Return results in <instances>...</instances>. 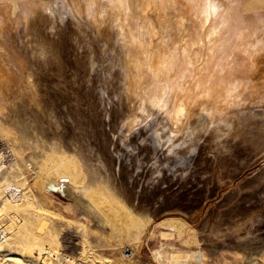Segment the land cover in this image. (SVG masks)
<instances>
[{
  "label": "rangeland",
  "instance_id": "rangeland-1",
  "mask_svg": "<svg viewBox=\"0 0 264 264\" xmlns=\"http://www.w3.org/2000/svg\"><path fill=\"white\" fill-rule=\"evenodd\" d=\"M72 1L0 0V235L6 234V242L0 241V264L46 254L59 264L62 258L88 264H247L246 253L232 245L251 236L264 238V97L255 92L264 85V52L254 58L257 65L251 64L252 41L259 33L253 27L255 17L246 18V26L251 25L237 31L242 38L232 30L244 12L264 8V0L241 5L232 0L234 21L227 29L219 27L215 17L201 21L195 13L197 0H166L167 9L149 3V19H143L154 25L151 42L146 34L141 38L140 20L128 16L129 6L119 12L108 0ZM166 24L168 39L162 36ZM214 26L221 31L212 33ZM175 40L182 49L189 48L183 54L178 46L174 75L158 80L144 63L147 52ZM188 60H195L194 65H185ZM137 64L144 71L140 65L137 70ZM149 91L159 93L160 105L149 104ZM170 97L189 109L178 122L172 119L176 107ZM204 99L211 101L207 105ZM247 113L253 117L246 120ZM38 171L53 179L46 184L44 177L39 184ZM71 179L89 197L106 201L121 223L123 240L110 236L63 194ZM121 204L133 208L134 215H151L150 225L141 229L129 219L130 213L124 219ZM167 220L183 221L185 228L168 227ZM258 260L253 264H264V255Z\"/></svg>",
  "mask_w": 264,
  "mask_h": 264
},
{
  "label": "bare ground",
  "instance_id": "bare-ground-1",
  "mask_svg": "<svg viewBox=\"0 0 264 264\" xmlns=\"http://www.w3.org/2000/svg\"><path fill=\"white\" fill-rule=\"evenodd\" d=\"M74 1V0H73ZM72 1V2H73ZM76 1V0H75ZM74 1V2H75ZM78 1V0H77ZM95 1V0H94ZM98 1V0H97ZM100 1H103V0H100ZM109 2H110V4L112 5V8L113 9H115V11H123V10H125V9H128L129 7H130V9H131V11H132V14L130 13L129 14V12L127 13L128 14V16H130V17H133V18H136V21L139 19L140 20V24H139V28L141 29V33L139 32V34H140V36H141V38H143V34L145 35H147V36H149V38H150V42H151V39H153L152 38V34H151V32L153 31V29H154V25H152V24H150V23H148L146 20H148L149 18H148V16H150V14H148L147 12H146V9L149 7V3H154V5L157 7V8H162V9H167V8H169V6L168 5H166L165 3H167L166 2V0H138V1H136V0H108ZM184 1H187V0H184ZM198 2H196V3H198L199 4V7H198V9H196V11H195V13L198 15V16H200L201 17V21H204L205 23L206 22H209L210 20H211V17H215V20L216 21H218V24H220L219 25V27H224V28H230V27H232V24H233V21H234V17H233V9H234V5L232 6L231 5V3H232V0H197ZM237 1V0H236ZM79 2V1H78ZM109 2H107V3H109ZM171 2V1H170ZM175 2V1H174ZM174 2H173V5H175L174 4ZM243 2H245V0H239V5H241V3H243ZM88 4H89V2H87ZM98 3H100V2H98ZM98 3H96V5L98 4ZM103 3H104V1H103ZM135 3V4H134ZM146 3H148V5H146ZM178 3V2H177ZM180 3V2H179ZM187 3V2H186ZM67 4V3H66ZM73 4V3H72ZM133 4V5H132ZM168 4H169V2H168ZM74 5V4H73ZM72 5V10H73V12H74V6ZM89 5H91V4H89ZM94 5V4H93ZM106 5V4H105ZM104 4H103V7L105 6ZM109 5V4H108ZM107 5V6H108ZM111 5H109V6H111ZM172 5V4H171ZM172 5V6H173ZM54 6H56V5H54ZM66 6V5H65ZM67 6H69V5H67ZM76 6V5H75ZM85 6V5H84ZM97 6H99V5H97ZM96 6V7H97ZM129 6V7H128ZM190 6V5H189ZM86 7H88V6H86ZM93 7V6H92ZM100 7H102V5L100 6ZM99 7V8H100ZM106 7V6H105ZM191 7V6H190ZM238 7V6H237ZM54 8V7H53ZM70 8V7H69ZM68 8V10L70 11V9ZM74 8V9H73ZM139 8L141 9V10H139ZM236 8V7H235ZM240 8H241V6H240ZM240 8H239V10H240ZM50 9H52V8H50ZM59 9V8H58ZM66 9V8H65ZM79 9H81V8H79ZM192 11L194 10V8L192 9V7L190 8ZM189 9V10H190ZM223 9V10H222ZM48 10V9H47ZM53 10H55V9H53ZM59 10H61V9H59ZM67 10V9H66ZM87 10V9H86ZM91 6H90V9L88 10V12H91ZM98 10V9H97ZM103 10V9H102ZM148 10V9H147ZM152 10H154V9H152ZM161 10V9H160ZM189 10H187V11H189ZM238 10V11H239ZM48 11H50V10H48ZM65 11V10H64ZM68 11V12H69ZM80 11V10H79ZM78 11V12H79ZM85 11V10H84ZM96 11V10H95ZM99 11V10H98ZM104 11H107V10H104ZM110 11V10H109ZM141 11H142V13H141ZM237 11V12H238ZM29 12V11H28ZM53 12V11H52ZM62 12V11H61ZM81 12H82V9H81ZM80 12V13H81ZM99 12H101V11H99ZM103 12V11H102ZM111 12H113L114 13V11H111ZM123 12H125V11H123ZM150 12H152V11H150ZM241 12H242V10H241ZM49 13V12H48ZM67 13V12H66ZM79 13V14H80ZM104 13V12H103ZM106 13V12H105ZM110 13V12H109ZM154 13V12H153ZM159 13H160V11H159ZM188 13V12H187ZM240 13V12H239ZM245 14H243L245 17H242L239 21H238V23H235L234 25H233V30L232 31H234L233 32V34L235 33V34H237L236 36H238V37H240L241 36V33H242V31L240 32L239 31V33H237V31L239 30V29H243V28H247L248 26H250V25H248V26H246L247 25V20H246V18H252V17H255L256 18V21H254L255 19H253V21H254V24H253V27H254V29H255V32L256 31H258L259 33H255V40L254 41H252V51L250 52V58H251V60H249L250 62H251V64H256L257 65V60H255L256 58L255 57H257L258 55H260L261 54V52H264V8H262L261 10H251V12H244ZM52 14V13H51ZM71 14H72V12H71ZM74 14V13H73ZM72 14V15H73ZM86 14V13H85ZM90 14V13H89ZM117 14V13H116ZM123 14H125V13H123ZM234 14H235V12H234ZM237 14V13H236ZM235 14V15H236ZM241 14V13H240ZM75 15V14H74ZM82 15V14H81ZM84 15V14H83ZM98 15V14H97ZM102 15V14H101ZM101 15H100V18H101ZM105 15V14H104ZM108 15V14H107ZM112 15V14H111ZM121 15V14H120ZM191 15H192V13H191ZM242 15V14H241ZM85 16V15H84ZM83 16V17H84ZM99 16V15H98ZM115 16V15H114ZM123 16V15H122ZM121 16V18H123ZM127 16V17H128ZM142 18H141V17ZM155 16H156V14H155ZM189 16V15H188ZM196 16V15H195ZM60 17H61V13H60ZM88 17H89V15H88ZM92 17V16H91ZM104 17V16H103ZM108 17H109V15H108ZM117 17V16H116ZM126 17V16H125ZM123 18L124 20H126V18ZM140 17V18H139ZM158 17V16H157ZM156 17V18H157ZM192 17V16H191ZM75 18V17H74ZM87 18V17H86ZM93 18V17H92ZM92 18L90 19V20H92ZM96 18H97V16H96ZM118 18V17H117ZM145 18H148V19H146L145 21H144V19ZM161 18V17H160ZM238 18V17H237ZM240 18V17H239ZM60 19V18H59ZM99 19V18H98ZM119 19H120V17H119ZM190 19V18H189ZM193 19H194V16H193ZM196 19H197V17H196ZM77 20V19H76ZM75 20V21H76ZM81 20V19H80ZM122 20V19H121ZM129 20V19H128ZM191 20H192V18H191ZM195 20V19H194ZM200 20V19H199ZM199 20H197V22L199 21ZM213 20V19H212ZM233 20V21H232ZM29 21V20H28ZM99 21V20H98ZM101 21V20H100ZM104 21V20H103ZM114 21V20H113ZM112 21V22H113ZM118 21V20H117ZM120 21V20H119ZM134 19H133V23L134 22H136ZM93 22H94V20H93ZM107 22V21H106ZM105 22V23H106ZM111 22V21H110ZM122 22V21H121ZM125 22V21H124ZM127 22V21H126ZM131 22H132V20H131ZM138 22V21H137ZM163 22V21H162ZM251 22V21H250ZM258 22V24H256ZM176 23V22H175ZM217 23V22H216ZM102 24H104V23H102ZM128 24V23H127ZM137 24V26H138V23H136ZM179 24V23H178ZM192 24V23H191ZM197 24V26H198V23H196ZM35 25V24H34ZM97 25V24H96ZM111 25V24H110ZM121 25H123V24H121ZM125 25V24H124ZM200 25H201V23H200ZM215 25H217V24H215ZM117 27H120V29L121 28H123V26H120L119 24L118 25H116ZM136 26V25H135ZM159 25H157V27H158ZM204 26L205 25H202L201 27H202V30H200V32L198 33L199 35L201 34V33H203L204 31ZM212 26V25H211ZM59 27V26H58ZM90 27V26H89ZM98 27H99V25H98ZM116 27V28H117ZM127 27H129V26H127ZM215 27V26H214ZM212 28V33H219L221 30H220V28L219 27H215V28ZM114 28V27H113ZM136 28L137 27H135V31H136ZM206 28V27H205ZM117 29H119V28H117ZM117 29H115V30H117ZM124 29V28H123ZM122 29V30H123ZM126 29V32H127V28H125ZM139 29V30H140ZM168 28H167V24L163 27V30H164V32H162L163 34H162V36H165L166 37V35H168L171 31L170 30H167ZM132 30V29H131ZM130 30V31H131ZM139 30H137V32L139 31ZM192 30V29H191ZM194 30V29H193ZM195 30H197V29H195ZM211 30V29H210ZM120 31V30H119ZM129 31V32H130ZM182 31V30H181ZM179 32V35H180V38H179V40L180 39H182L183 37H184V35H183V33L182 32ZM209 31V30H208ZM230 31H231V29H230ZM246 31V30H245ZM253 31V30H252ZM116 32V31H115ZM124 32V31H123ZM154 32V31H153ZM118 34H121L120 32H117ZM116 33V34H117ZM132 33H134V31L132 30ZM131 33V34H132ZM207 33V32H206ZM209 33V32H208ZM211 33V32H210ZM231 33V32H230ZM243 33H244V31H243ZM247 33V32H246ZM246 33H244L245 35H246ZM250 33H251V31H250ZM111 34V33H110ZM189 34V36L191 35V33H188ZM193 34H195L194 32H193ZM134 35H135V33H134ZM185 35H187V34H185ZM211 35V34H210ZM231 35V34H230ZM253 35V34H252ZM97 36V35H96ZM126 36V35H125ZM147 36L146 37H144V39L145 38H147ZM160 36V35H159ZM195 36V35H194ZM194 36H193V38H194ZM198 36V35H197ZM203 36V35H202ZM207 36V35H206ZM221 36V35H220ZM235 36V35H234ZM247 36V35H246ZM131 37V36H130ZM129 37V38H130ZM132 37H133V35H132ZM132 37H131V39H132ZM135 37V36H134ZM164 37V38H165ZM196 37V36H195ZM222 37V36H221ZM247 37H249V36H247ZM138 38V37H137ZM159 38V37H158ZM167 38V37H166ZM166 38L164 39V41L166 40ZM168 38H169V36H168ZM167 38V39H168ZM178 38V37H177ZM176 38V39H177ZM187 38H188V36H187ZM198 38V37H197ZM207 38V37H206ZM222 38H224V36L222 37ZM235 38V37H234ZM234 38H233V42H234ZM240 38H242V37H240ZM122 39H123V37H122ZM144 39H142V40H144ZM163 39V38H162ZM189 39V38H188ZM187 39V40H188ZM204 38H202V40H203ZM211 39V38H210ZM253 38H251V40H252ZM127 40H128V36H127ZM130 40V39H129ZM133 40V42L135 41L134 39H132ZM146 40V39H145ZM194 40V39H193ZM248 40V39H247ZM126 41V40H125ZM139 41H141L139 38H138V41L137 42H139ZM147 41V40H146ZM155 41H157L158 42V40H155ZM168 41V40H167ZM181 41V40H180ZM203 41H205V39L203 40ZM210 41V40H209ZM209 41H207V43L209 42ZM212 41V40H211ZM210 41V42H211ZM239 41V39H237V42ZM241 41V40H240ZM242 41H245V40H243L242 39ZM124 42V41H123ZM131 42V44L133 45V43H132V41H130ZM154 42V41H153ZM156 42V43H157ZM168 42H170V41H168ZM181 42H183V41H181ZM185 42V41H184ZM188 42V41H187ZM248 42V41H247ZM246 42V43H247ZM249 42L251 43V41L249 40ZM118 43H119V41H118ZM195 43V42H194ZM197 43H199V42H197ZM236 43V42H235ZM242 43V42H241ZM120 44V43H119ZM122 44V43H121ZM125 44H126V42H125ZM137 44V43H136ZM149 44V43H148ZM147 44V45H148ZM153 44V43H152ZM171 44H174V45H177V46H175L174 48H173V45H171ZM200 44V43H199ZM203 44H204V42H203ZM211 44V43H210ZM135 45V44H134ZM140 45H141V43H140ZM164 46H162V45H160V44H156V45H154L153 46V48H151L147 53H148V55H147V57H145L146 59V62H144L145 64H147V66L151 69V72H155L156 74H154V77L155 78H158V80H163L164 82L166 81V80H168L167 78V74L168 73H171L172 71L173 72H175V69L177 68H174L175 67V64H176V60L178 59V57L179 56H177V53H179V54H181V52H183V54H185L184 52H186V50L185 49H188L189 47H187L188 45H189V43L187 44L186 42L184 43V45L183 46H185V47H187V48H185V49H182L181 48V46H179L178 45V40L176 41H172V43H170V45L172 46H170L168 43H167V45H165V43L163 44ZM194 45V44H193ZM201 45V44H200ZM234 45V44H233ZM251 45V44H250ZM137 46V45H136ZM178 46H179V48H181V52L178 50V52L176 51L177 49H178ZM235 46V45H234ZM240 47L242 46V44L241 45H239ZM245 46V45H244ZM247 46V45H246ZM122 47V46H121ZM133 48H134V46H132ZM138 47V46H137ZM143 47H145L144 46V44H143V46H142V48ZM190 47H191V45H190ZM193 47V46H192ZM200 47V46H199ZM129 48V47H128ZM136 48V47H135ZM134 48V50L135 51H137L136 49H138V48H136L135 49ZM209 48H211V46L209 47ZM218 48V47H217ZM237 48H238V46H237ZM242 48V47H241ZM122 49H124V48H122ZM145 49V48H144ZM216 49V48H215ZM219 49V48H218ZM230 49H232V48H230ZM229 49V50H230ZM125 50V49H124ZM129 50V49H128ZM131 50V49H130ZM145 50H147V49H145ZM191 50V49H190ZM217 50V49H216ZM222 50V49H221ZM234 50V49H233ZM243 50V49H242ZM133 51V50H132ZM143 51V50H142ZM218 51V50H217ZM224 53L226 52V48L224 49V50H222ZM41 52V51H40ZM125 52V51H124ZM131 52V51H130ZM145 53H146V51H144ZM193 52V51H192ZM204 52V51H203ZM237 52V51H236ZM239 52H240V50H239ZM243 52H244V50H243ZM39 53V52H38ZM137 54L138 53H140V52H136ZM197 53V52H196ZM219 53V52H218ZM217 53V54H218ZM222 53V52H221ZM122 54V53H121ZM192 53L190 52V55H191ZM193 54H195V53H193ZM220 54V53H219ZM136 55V54H135ZM140 55H142L141 53H140ZM143 55H144V53H143ZM142 55V56H143ZM187 55V54H186ZM185 55V56H186ZM189 55V54H188ZM204 55H206V54H203L202 56H204ZM223 55V54H222ZM220 56V57H222L221 58V60L224 58L223 56ZM233 55V52L231 53V56ZM124 56V55H123ZM132 56H134V55H132ZM137 56V55H136ZM198 56V55H197ZM197 56H195V57H197ZM216 56H219V55H215V57ZM228 56V55H227ZM131 57V56H130ZM139 57H141V56H138V58ZM144 57V56H143ZM187 57V56H186ZM190 57V56H189ZM194 57V56H193ZM193 57H191V60H192V58ZM199 58H200V56H198ZM197 57V58H198ZM123 58H125V57H123ZM208 58H209V60L211 59V55H208ZM207 58V59H208ZM232 58V57H231ZM240 58V57H239ZM255 58V59H254ZM126 59V58H125ZM128 59V58H127ZM140 59H142V58H140ZM144 59V58H143ZM201 59H203V58H201ZM226 59V58H225ZM225 59H223V63H224V61H225ZM227 59H230V58H227ZM235 59V58H234ZM242 59V58H241ZM130 60H132V59H130ZM144 60V61H145ZM180 60V59H179ZM216 60V62H217V59H215ZM239 60V59H238ZM244 60V59H243ZM242 60V61H243ZM139 61L140 60H138V61H136V63L138 62L139 63ZM143 61V60H142ZM200 61V60H199ZM203 61V60H202ZM219 61H220V59H219ZM218 61V62H219ZM227 61V60H226ZM225 61V62H226ZM232 61H233V59H232ZM231 61V62H232ZM241 61V62H242ZM141 62V61H140ZM187 62V63H186ZM194 62H195V60H194ZM194 62H191V61H185V65H187V66H190L191 64L192 65H194ZM205 62V61H204ZM208 62V61H207ZM217 62V63H218ZM239 62V64H241V62L240 61H238ZM127 63V62H126ZM134 63V62H133ZM199 63V62H198ZM233 63H234V61H233ZM233 63H231V65L230 66H233ZM245 63V62H244ZM131 64V63H130ZM180 64H181V62H180ZM179 64V65H180ZM214 64V63H213ZM250 64V63H249ZM249 64H248V66H249ZM135 65V64H134ZM139 65L140 64H137V70H138V68H139ZM183 65V64H182ZM198 65V64H197ZM196 65V66H197ZM220 65V64H219ZM224 65V64H223ZM226 65V64H225ZM224 65V66H225ZM227 65H228V63H227ZM235 65V64H234ZM243 65V64H242ZM145 66V68H147L146 67V65H144ZM203 66V65H202ZM218 66V64L216 65V67ZM222 65H220L219 67H221ZM229 66V67H230ZM255 66V65H254ZM136 67V66H135ZM140 67H141V65H140ZM183 67V66H182ZM192 67V66H191ZM198 67V66H197ZM205 67V66H204ZM229 67H227V68H229ZM234 67V66H233ZM243 67V66H242ZM142 68V70H143V67H141ZM194 68H196V67H194L193 66V69ZM208 68V67H207ZM236 68V67H235ZM234 68V69H235ZM246 68V67H245ZM189 69L191 70V68L189 67ZM218 68H216V70H217ZM220 69V68H219ZM222 69H223V67H222ZM234 69H231V67L229 68V70H234ZM237 69V68H236ZM239 69V68H238ZM237 69V70H238ZM129 70V69H128ZM145 70H147V72H148V70L149 69H145ZM179 70V69H178ZM190 70H188V71H190ZM228 70V69H227ZM248 70H249V67H248ZM118 71V70H117ZM144 71V70H143ZM186 71H187V69H186ZM187 71V72H188ZM194 72H195V69L193 70ZM236 71V70H235ZM239 71V70H238ZM237 71V72H238ZM255 71V70H254ZM253 71V72H254ZM137 72V71H136ZM136 72H134V73H136ZM147 72H144V74L145 73H147ZM173 72H172V74H173ZM182 72V71H181ZM186 72V73H187ZM192 72V71H191ZM220 72H221V70H220ZM225 72H227L228 74H229V72L230 71H226V69H225ZM246 72V71H245ZM131 73H133V72H131ZM150 72H148V74H149ZM189 73V72H188ZM207 73H208V71H207ZM207 73H206V75H207ZM235 73V72H234ZM233 73V74H234ZM128 74V73H127ZM195 74V73H194ZM220 74V73H219ZM221 74H223V73H221ZM226 74V73H225ZM231 74V73H230ZM237 74H239V73H237ZM129 75V74H128ZM136 75V74H135ZM150 75H151V73H150ZM174 75V74H173ZM172 75V76H173ZM189 75V74H188ZM209 75V74H208ZM236 75V74H235ZM234 75V76H235ZM192 76V75H191ZM190 76V77H191ZM212 76V75H211ZM228 76H230V75H227V77ZM231 76H232V74H231ZM135 77V76H134ZM152 77H153V75H152ZM167 77V78H166ZM171 77V76H170ZM174 77V76H173ZM193 78H195V77H197V76H192ZM226 77V76H225ZM240 77V76H239ZM172 78V77H171ZM188 78H189V76H188ZM236 78H238V77H236ZM243 78H244V76H243ZM170 79V78H169ZM201 79V78H200ZM200 79H198L199 80V82H200ZM223 79H225V78H223ZM158 80H156V81H158ZM190 80H192V78L190 79ZM189 80V81H190ZM196 80V79H195ZM202 80V79H201ZM212 80V79H211ZM214 80V79H213ZM216 80V79H215ZM229 80H231V78L229 79ZM234 80V79H233ZM232 80V81H233ZM238 80H239V78H238ZM241 80V79H240ZM246 80V79H245ZM7 81H9V80H7ZM148 81V80H147ZM172 81V80H171ZM170 81V82H171ZM188 81V82H189ZM235 81H236V79H235ZM193 82V81H192ZM195 82V81H194ZM203 82V81H202ZM214 82V81H213ZM234 82V81H233ZM237 82V81H236ZM5 83V82H4ZM150 83V82H149ZM154 83H155V81H154ZM172 83V82H171ZM171 83H167V86L168 87H170V84ZM191 83V82H190ZM196 83H198V81H196ZM218 83V82H217ZM235 83V82H234ZM238 83H239V81H238ZM243 83H245V84H247L248 85V82H247V80L244 82V80H243ZM242 83V84H243ZM137 84V83H136ZM165 84V83H164ZM163 84V85H164ZM177 84V83H176ZM180 84V83H179ZM187 84H189V83H187ZM186 84V85H187ZM199 84V83H198ZM198 84H196V85H198ZM222 84V83H221ZM245 84H243V87H244V85ZM250 84H251V82H250ZM148 85V84H147ZM150 85V84H149ZM148 85V86H149ZM157 85V84H156ZM158 85H159V82H158ZM166 85V84H165ZM190 85H192V86H195V84H190ZM199 85H201V83L199 84ZM215 85V84H214ZM213 85V86H214ZM218 85V84H217ZM241 85V84H240ZM154 86V85H153ZM152 86V87H153ZM172 86V85H171ZM176 86V85H175ZM192 86H190V88L192 87ZM216 86V85H215ZM214 86V87H215ZM236 86H237V84H236ZM151 87V88H152ZM159 88L161 87L160 85L158 86ZM173 87V86H172ZM212 87V86H211ZM249 87V85L248 86H246L245 88H248ZM10 88V87H9ZM150 88V87H149ZM151 88H150V90H151ZM159 88H156V90L158 91V90H160ZM163 88V87H162ZM175 88L176 87H174V90H175ZM195 88H196V86H195ZM194 88V89H195ZM200 88H201V86H200ZM203 89H204V87H202ZM201 88V89H202ZM208 88V87H207ZM207 88H205L206 90H207ZM217 87H215L214 89H216ZM253 88V87H252ZM2 89V88H1ZM153 89V88H152ZM166 89V88H165ZM171 89V88H170ZM170 89H169V91H170ZM186 89V88H185ZM201 89H199V90H201ZM202 89V90H203ZM213 88H212V90H214ZM218 89V88H217ZM222 88H220L219 89V91L221 90ZM242 89V88H241ZM241 89H239V90H241ZM249 89V88H248ZM261 89L262 90H264V85H262V86H257V88L255 89V92L256 93H259L262 97H264V91H261ZM154 90H155V88H154ZM167 90V89H166ZM166 90L164 91V95H165V93H166ZM192 90V89H191ZM201 90V91H202ZM205 90V92H207ZM244 90V89H243ZM246 90V89H245ZM244 90V91H245ZM163 91V90H162ZM168 91V92H169ZM172 91H173V89H172ZM176 91V90H175ZM174 91V92H175ZM185 91V90H184ZM196 91H197V89H196ZM200 91V92H201ZM216 91V90H215ZM236 91V90H235ZM131 92V91H130ZM152 91H149V93H148V97H147V99H148V102H149V104L150 105H155V104H158V105H160V102H161V98H160V95H159V93H157V92H155L154 94L153 93H151ZM167 92V93H168ZM186 92V91H185ZM195 92V91H194ZM209 92V91H208ZM207 92V93H208ZM225 92V91H224ZM6 93V92H5ZM162 93V92H161ZM172 92L170 91V93H168V95L169 94H171ZM221 93V92H220ZM219 93V94H220ZM237 93V92H236ZM244 93V92H243ZM245 93L247 94V91H245ZM193 94V93H192ZM195 94V93H194ZM209 94V93H208ZM214 94V93H213ZM218 94V93H217ZM239 94H240V92H239ZM251 94V93H250ZM253 94V93H252ZM167 95V94H166ZM165 95V96H166ZM172 95V94H171ZM175 95H177V94H175ZM190 95V94H189ZM215 96H216V93L214 94ZM214 95H213V97L212 98H214ZM221 95H222V93H221ZM7 96V95H6ZM147 96V95H146ZM195 96V95H194ZM205 96V98H206V96L207 95H204ZM218 97H219V95H217ZM225 96H226V93H225ZM239 96H242V97H244V99H245V96H243V95H239ZM247 96V95H246ZM253 96V95H252ZM167 97H169V96H167ZM167 97H165V98H167ZM196 97H198V96H196ZM202 97V96H201ZM224 97V96H223ZM222 97V98H223ZM227 97V96H226ZM234 97V96H233ZM241 97V98H242ZM174 97H170V99H173ZM176 98H177V96H176ZM216 98V97H215ZM222 98H221V101H222ZM238 98H240V97H238ZM240 98V99H241ZM164 99V98H163ZM178 99V98H177ZM211 99V98H210ZM210 99H208V100H206L207 101V103H208V101H211ZM217 99V98H216ZM225 99H227V98H225ZM243 99V100H244ZM143 100H146L145 98L143 99ZM168 100H169V98H168ZM174 100V99H173ZM189 100V99H188ZM220 100V99H219ZM229 100V99H228ZM227 100V101H228ZM234 100V99H233ZM175 102V109H173V114H174V118H172L174 121H180L181 120V118L183 117V116H185V114H186V112L188 111V114H189V109L187 110V106H186V104H184L183 102H181V103H179V105H177L176 104V102L178 101V100H174ZM191 101V99L188 101V103ZM193 101H195V100H193ZM197 101V100H196ZM195 101V102H196ZM200 101V100H199ZM214 101H216V100H214ZM213 101V102H214ZM242 101V100H241ZM29 102V101H28ZM168 102H170V101H168ZM198 102V101H197ZM204 102H205V99H204ZM217 102H218V99H217ZM216 102V103H217ZM224 103L226 102V101H223ZM22 103V102H21ZM171 103V102H170ZM173 103V104H174ZM206 103V102H205ZM206 103V104H207ZM233 103H235V102H233ZM165 104H166V102H165ZM165 104H163V101H162V105L161 106H164ZM168 104V103H167ZM198 104H200V103H198ZM226 104H228L229 105V103H226ZM147 105V104H146ZM208 105V104H207ZM210 105V104H209ZM227 105V107H229ZM238 105V104H237ZM17 106V105H16ZM170 106H172L171 104H170ZM173 106V107H174ZM199 106V105H198ZM219 106V105H218ZM217 106V107H218ZM190 107V106H189ZM208 107V106H207ZM168 108V107H167ZM204 108V107H203ZM209 108V107H208ZM170 109V108H169ZM191 109V108H190ZM199 109H200V107H199ZM227 109V108H226ZM166 110V109H165ZM164 110V111H165ZM171 110V109H170ZM247 111V110H246ZM171 112H172V110H171ZM170 112V113H171ZM191 112V111H190ZM200 113H201V110H200ZM209 113V112H208ZM167 114V113H166ZM205 114V113H204ZM217 114H218V112H217ZM207 115V114H206ZM205 115V116H206ZM216 115V114H215ZM245 115V114H244ZM247 115V116H246ZM245 116H246V120H248L249 118H252L253 117V115L252 114H250V113H247ZM202 116H203V114H202ZM171 117V116H170ZM173 117V116H172ZM189 117V116H188ZM207 117V116H206ZM187 119V118H186ZM242 119V118H241ZM18 120V119H17ZM171 120V119H170ZM198 120V119H197ZM210 120V119H209ZM204 121V123H205V120H203ZM207 121V120H206ZM19 122L20 121H18V124H19ZM25 122V121H24ZM41 122V121H40ZM199 122V121H198ZM30 123V122H29ZM32 123V122H31ZM203 123V124H204ZM27 124V123H26ZM171 124L173 125V124H175V122L173 123V122H171ZM206 124H208V122L206 123ZM21 125H23V123L21 124ZM171 125V126H172ZM189 125V124H188ZM187 125V126H188ZM198 125V124H197ZM28 126H29V124H28ZM173 126H175V125H173ZM182 126V125H181ZM180 126V127H181ZM201 127L203 126V125H200ZM199 126V127H200ZM19 127V126H18ZM24 127V126H23ZM23 127H22V130H23ZM176 127V126H175ZM195 127H196V124H195ZM208 127V126H207ZM21 128V127H20ZM25 128H26V126H25ZM170 128V127H169ZM202 128H204V127H202ZM201 128V129H202ZM197 129H198V127H197ZM190 130V129H189ZM205 130V129H204ZM30 131V130H29ZM205 131H208V130H205ZM172 132V134H174L173 133V131H171ZM175 132V131H174ZM190 132V131H189ZM171 134V133H170ZM171 134V135H172ZM177 134V133H176ZM191 134V133H190ZM205 134V133H204ZM191 136V135H190ZM172 137V136H171ZM170 137V138H171ZM188 139V138H187ZM192 139V138H191ZM33 140V139H32ZM171 139H167V141H169V142H171V144H172V141H170ZM189 140V139H188ZM38 141V140H37ZM183 146V145H182ZM33 148L34 149H36L37 150V148H38V144L37 143H34L33 144ZM34 156V155H33ZM34 158V157H33ZM37 159V158H36ZM38 163V162H37ZM36 162L34 163V168H36V166H38L39 164H37ZM36 175H37V180H36V182L38 181V183L39 184H41V179H43L45 176H44V173L42 172V171H38L37 173H36ZM53 179V177L52 176H48V177H45L44 178V181L43 182H46V184H48L51 180ZM37 184V183H36ZM38 184V185H39ZM76 184H74L73 183V181H72V179L71 180H68V185H67V187H65V188H63V194L65 195V196H67L68 198H71L72 200H74L76 203H77V205L79 206V208L81 209V211L85 214V215H87V216H89L95 223H96V225H98L100 228H102L103 230H105L106 232H109L108 234L110 235V236H112V237H114V238H116V239H119V240H123V238H124V236L122 235V232H121V223L116 219V216L113 214V212H111V210L109 209V207H108V205L106 204V201L103 199V198H95V197H93V198H91V197H89V195L88 194H85L84 192H83V190L82 189H79L78 187H76L75 186ZM117 197H119L118 195H117ZM122 199V198H121ZM28 200V199H27ZM29 204H30V207H32V208H34V204L32 203V202H29ZM126 205V204H125ZM123 204H121L120 205V208H123ZM35 209V208H34ZM124 209H126L125 211H124ZM132 209L133 208H126V207H124L123 208V211H122V213H121V215H122V217L124 218V219H126V218H128V213H130L131 215H129V217H131V218H129V219H132L133 220V223L136 225V226H138V227H141V229H144V228H146L148 225H150V223H151V215H149V214H147V213H145V212H143L142 214H139L138 216L137 215H134L133 213L134 212H131L132 211ZM144 223V225H141V223ZM165 222V221H164ZM165 225H167L168 227H174V228H176V229H178V230H183V228H185V223L183 222V221H175V220H167L166 222H165ZM250 233H252V232H250ZM249 240V241H248ZM248 240H245V241H243V242H238L237 241V243H234L232 246H236L237 248H239V249H241L242 251H244L246 254V257H245V261H243L244 263H247V264H253V263H256L257 261H259L258 260V258H259V256H261V255H264V238H259L258 236H251L250 237V239H248ZM2 251V247H1V245H0V252ZM212 252L213 253H215V249L214 248H212ZM24 261H22V262H13V261H8V263L7 264H22ZM73 263H76V261H72ZM95 262V261H94ZM45 264H59V261L56 259V257L55 256H53V255H51V254H46V257H45ZM109 264H112V263H109Z\"/></svg>",
  "mask_w": 264,
  "mask_h": 264
},
{
  "label": "built area",
  "instance_id": "built-area-1",
  "mask_svg": "<svg viewBox=\"0 0 264 264\" xmlns=\"http://www.w3.org/2000/svg\"><path fill=\"white\" fill-rule=\"evenodd\" d=\"M6 234L4 233V235H0V241H3V243L6 242L5 236ZM22 264H45V256L44 255H39L37 257H34L32 259H26L24 260V262ZM62 264H88V263H83V261H76V263H72L69 262V260L62 258Z\"/></svg>",
  "mask_w": 264,
  "mask_h": 264
},
{
  "label": "water",
  "instance_id": "water-1",
  "mask_svg": "<svg viewBox=\"0 0 264 264\" xmlns=\"http://www.w3.org/2000/svg\"><path fill=\"white\" fill-rule=\"evenodd\" d=\"M182 216H184L185 214H181Z\"/></svg>",
  "mask_w": 264,
  "mask_h": 264
}]
</instances>
